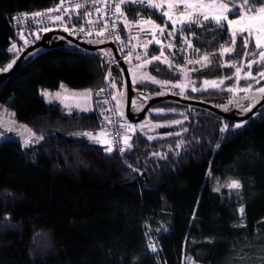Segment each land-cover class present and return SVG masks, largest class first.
I'll return each mask as SVG.
<instances>
[{
  "label": "trees",
  "instance_id": "trees-1",
  "mask_svg": "<svg viewBox=\"0 0 264 264\" xmlns=\"http://www.w3.org/2000/svg\"><path fill=\"white\" fill-rule=\"evenodd\" d=\"M58 1L0 0V68L17 60V53L8 51L13 43L20 49L19 56L27 49L15 34L13 16L44 11ZM130 16L168 23L162 41L171 38L167 34L171 24L157 9L131 11ZM135 29L122 25L117 33L127 50L138 52L143 60L145 50L136 44L146 43L151 36L144 34L143 40H136ZM176 36L177 49L187 46L182 36L192 40L189 59L209 54L211 64L202 70L206 75L188 72L198 89L205 78L233 76L234 68L219 66L225 61L248 71L247 60L258 57L252 41L249 55L244 56L240 35L235 50L221 55L222 47L231 46L226 23L219 30L214 24L192 27L191 32L185 26ZM55 37L46 42L48 47L28 54L10 77L0 80V112L13 111V121L44 136L30 147H23L21 140L0 143V264H257L255 258L264 250V105L242 130L228 135L219 128L228 123L231 130L234 121L198 106L159 102L137 127L146 119L164 125L179 119L183 124L156 127L153 133L137 129L131 151L108 154L103 146L73 133L107 130V106L102 93H96L107 85L111 95L124 93L126 102L120 78L115 80L116 89L109 86L111 77L105 79L109 68L112 77L119 70L125 85L123 71L110 48L86 51L73 44L60 47L54 43ZM159 49L153 42L148 55H159ZM164 50L168 55L175 51ZM187 59L188 55L180 58L177 53L173 63L186 64ZM147 69L159 80L175 82L167 65L153 62ZM251 70L255 75L258 66L254 64ZM176 75L184 80V75ZM233 83L234 79L226 80L225 86ZM239 83L244 86L246 81ZM61 84L69 90L91 89L93 110L68 114L62 106L47 103L41 90L57 91ZM260 86L264 80L254 91ZM135 89L151 95L164 90L151 82L137 83ZM186 92L187 99L210 105V101L224 103L231 98V93L214 89L191 92L189 88ZM157 107L165 111L153 112ZM181 127L187 131L176 136ZM0 133L7 134L6 138L12 134L1 127ZM149 135L156 139L148 140ZM180 140L189 147L177 148ZM153 152L166 153L168 160L153 157ZM231 179H239L243 185L238 202L213 191L218 181L226 184ZM241 206L245 209L242 218ZM150 228L157 232L158 255L148 248Z\"/></svg>",
  "mask_w": 264,
  "mask_h": 264
},
{
  "label": "snow or ice",
  "instance_id": "snow-or-ice-1",
  "mask_svg": "<svg viewBox=\"0 0 264 264\" xmlns=\"http://www.w3.org/2000/svg\"><path fill=\"white\" fill-rule=\"evenodd\" d=\"M106 2V0H105ZM134 3L135 0H132ZM141 3L144 2V0H140ZM261 6L259 8H256L255 4L249 5V0H242L240 5H236L235 0H231L232 7L229 6V3H226L225 0H147V3L154 9H163L165 6L167 7V11H163L161 14L164 18H166V21L170 22L171 24V31H168L169 37H174V32L179 28L180 32H183L185 30V26L188 27V30L191 32L192 25L195 24L197 28H204L208 24H214L216 26V29L219 30L222 28L226 22L227 28L230 30V41L231 46L222 47L220 49L221 55H226L232 53L235 48L236 44V37L239 34L242 37V47L245 50L244 56L247 57L249 53L247 52L248 46L250 41H254L255 48L259 50L258 57L259 59H248L247 60V68L248 71L244 73V80L246 81L244 86L240 85L241 80V72L242 67L237 66L235 62L233 61H225L224 63L220 64V67H229L234 68L235 72L233 76H218L216 79H203L201 88L195 87V84L190 79H187V73L188 72H196L200 75H206L202 70L207 68L211 64V60L209 59V54H204L199 56L198 59L192 60L187 59L186 64H174L173 61L177 58V53L180 54V58H185L186 54L189 49L193 48V42L190 39H187V37H181L182 41H186L187 46H180L177 49V45L174 43H168L167 45L164 44V41L157 38V32L163 36L165 34V31L169 28L168 23L159 24L156 23L153 19H138L135 21H126L125 22V28L128 27L129 23H134L140 31H147L148 34H150L151 39L147 40L146 43L140 45H136V47H142L145 51L143 53V61L141 64H138L137 67H144L148 65H152L153 62H160L164 65H167L169 69H171L175 75V82L171 79H164L159 80L156 76L148 75L147 77H142L139 83H143L144 79H148L151 81V83L160 85L162 89H165V91L157 92L156 95H165L166 91H171L174 88H178L180 91L177 93H174L176 95H184L185 92L190 88L191 92H197V91H208V89H214V90H220V91H226L228 93L233 94V98L229 100V104H235L236 107L240 108L243 113H248L252 111V108L260 101L264 100V86H260L255 88V95H249L253 91V82L257 85L260 84L261 80H264V67H259L260 65H264V0H259ZM93 3H95V0H93ZM124 3V0H120V3H117L115 5V11L116 13H120L121 15H124L121 11V4ZM65 0H60V3L56 5L55 7H50L45 10V12H33L30 15L39 18L37 23L43 24L45 17L48 21L55 23L60 22L61 27H63V30L65 32H68L70 34H76V25H72V27H69L67 23L64 22V15L63 14H55L52 15V13H70L72 10L69 8H64ZM82 7L81 4L77 3L75 5V9L79 10ZM239 8V11H235V18H230V14L234 12L235 9ZM97 13H100L101 9H96ZM25 15H29L25 13ZM85 15L90 16V12H86ZM194 17H202L203 23L196 19L194 20ZM87 24L92 25L94 22L89 19L86 21ZM115 24V22H113ZM145 26H148L147 29H145ZM108 27V21H103L102 27L95 32V35L98 39L95 40V43L103 44L104 39H102L105 36V32L107 31ZM52 31V28L49 26H44L42 28L37 29V31L34 33V40L29 41L24 35L23 32H21L20 36L21 39L24 41V45L27 46L30 43H34L35 40H39L41 38L40 34L47 33ZM78 32L84 33L85 37H92L93 36V30H88L85 32V28L83 24L78 29ZM247 35H244V34ZM192 35L195 36V32H192ZM117 40L120 39L119 36L116 37ZM92 42V41H90ZM131 41H129L130 43ZM155 43V45H159V55H148L147 49L149 45ZM165 47L168 49H174L175 51L171 52L169 55L165 54ZM9 52L17 53V57L19 58V52L20 49L17 47L15 43L11 45V47L8 49ZM199 49H196V52L199 53ZM214 55V53L212 54ZM171 56V59L169 58ZM132 57V52L129 51L125 59L130 62ZM135 59L137 61L141 60V55H136ZM16 63V60L13 59L10 63L6 65L5 68H0V72H7L10 69L13 68V65ZM258 66V71L254 75L252 72V66L253 65ZM186 65H193V67L188 68ZM199 66V67H196ZM159 72L158 68L154 69ZM177 73L182 74L186 77L185 80L179 79V75H176ZM111 77V83L110 88L116 89L117 85L115 83V80L117 78H120L121 80V87H125L123 84V77L121 75V72L118 70L115 77H112L111 68L108 69L107 75L105 76V79H109ZM235 80V83L225 86L226 80ZM138 81L135 78V74H133V79L131 81L132 84L137 83ZM61 87L63 85L61 84ZM88 93V96L85 97V99H91V89L85 90ZM105 89L101 88L99 92L96 93L97 96L100 95V93L104 92ZM243 92L245 95L243 97L237 98V94ZM41 95H43L46 100L49 103H52L53 100H58L60 102H63L64 100L69 99L68 96L63 95L60 92H56V94L53 96L47 91H42ZM119 95V99H117V96ZM148 96H144L143 99H148ZM124 99V93H113L112 94V100L116 101V108H117V116L124 120V123L121 124L119 127L124 129V132L121 134V139L118 143H114L112 139L108 138L109 133L105 132L103 128L99 130L97 134H94L93 132L84 131V132H78L73 133V136L79 137H85L90 141H94L96 143H99L103 146V151L105 153L111 154L118 148V152L120 154H124L125 151H131L133 148V144L131 143L133 136L137 132V125L134 123H129L127 119L125 118V112H124V104L122 103ZM241 100H250L251 104L248 107H244L240 101ZM103 103L107 104L108 101L105 100ZM137 110H140L143 105L142 103L139 105H134ZM75 107L79 109L80 111L87 112L91 109L88 107H82L80 104H76ZM65 108L69 110V114L71 112V106L65 104ZM170 111H175V109H169ZM225 110H227V106H225ZM104 111H111L110 109H105ZM153 112L159 114L163 113L165 109L163 107H157L152 109ZM103 115V112L101 113ZM187 117H185V120ZM104 121L108 125L113 124V120L109 116H104ZM249 121L247 119L240 120L238 122H232V129L229 130L228 123H223L222 127L219 128L220 133H227L228 135H235L237 130H242L246 124H248ZM183 121L179 119L170 120L167 122L166 125L164 124H158L156 127H164L168 125H182ZM140 129L143 130L144 127H146L145 124L139 125ZM8 132L15 131L18 135L22 136V146L23 147H30L34 143H38L40 141L44 140L43 135H37L35 132L32 131L31 128H29L27 125L24 126H17L14 121L9 122L7 126ZM187 129L181 127V132L175 133L176 136H180L182 132H186ZM117 132L119 133V129H117ZM3 133H0V138L3 137ZM166 135H173L172 133H167ZM224 138L223 136L221 137ZM148 140H154L156 139L155 136H147ZM187 148L189 147L188 144L185 143V141L180 140L177 142L176 147ZM220 148V144H216V149L218 150ZM153 157H158L161 160H168V155L166 153H160V152H153L151 153ZM179 155V153H177ZM126 166L128 168H131L132 166L127 164L126 161H124ZM133 171H138V169H133ZM227 189L229 191L235 190L237 193L242 189L243 185L240 182L239 179H231L229 183L226 185ZM213 191L220 192L221 191V183L218 181L217 186L213 188ZM245 209L243 206L239 208V214L242 218L244 216ZM241 226H245L241 224ZM147 235V233H146ZM148 248L151 250L152 253H157L158 249L155 243L149 244Z\"/></svg>",
  "mask_w": 264,
  "mask_h": 264
},
{
  "label": "built area",
  "instance_id": "built-area-1",
  "mask_svg": "<svg viewBox=\"0 0 264 264\" xmlns=\"http://www.w3.org/2000/svg\"><path fill=\"white\" fill-rule=\"evenodd\" d=\"M60 3V0L53 5L52 7H55ZM79 3L82 5V7L79 10L75 9V5ZM117 3H120V0H95V3H93V0H65L64 8H69L72 11L70 13H52V15L55 14H63L64 15V22L68 24L69 27H72V25H76V34H70L68 32H65L63 30V27H61L60 22L52 23L47 20L45 17L44 23L40 24L37 23L39 18H35L31 16L30 14L33 12H18L16 13L12 18L13 28L15 30V34L19 41L22 43L23 47L29 48L33 45H35L39 40L42 38V36L50 33V32H61L68 37L81 40V39H98L95 35V32L98 31L102 25L103 21H108V27L107 31L105 32V36L102 38L104 41L111 42L117 52V55L119 56V60H126L125 57L129 53L127 48L124 46L123 42L121 41V38L119 40L116 39L118 36V29L120 26L125 25L126 21H135L141 18L146 19L145 17L138 16L137 19H133L130 14L131 11H140L142 9L146 8H152L149 4L143 2L141 3L140 0H135L133 3L132 0H124V3L121 4V11L124 13V15H121L120 13H116L115 11V5ZM100 8V13H97L96 9ZM154 9V8H153ZM158 13L161 14L163 11H167L168 9L164 7L163 9H157ZM40 12H45L40 11ZM86 12H90L91 15L87 16L85 15ZM25 13L29 15H25ZM162 15V14H161ZM91 19L94 23L92 25H89L86 23L87 20ZM194 20L199 19L203 23L202 17H194ZM115 22V24H113ZM83 24L85 28V32L88 30H93V36L92 37H85L84 33L78 32L79 27ZM135 25L134 23H129L128 26ZM44 26H49L52 28V31L47 33H41V38L39 40H35L34 43H30L29 45L25 46L24 41L21 39V32H23V35L31 42L34 40V33L37 31V29L42 28ZM192 27H196L195 24L192 25ZM197 28V27H196ZM164 35L161 36L157 32V38L163 39ZM119 60H116V63L119 62ZM105 89L104 92H102L103 100H107L108 103L106 104L107 109H110L111 111H107V116H109L113 120L112 125H107V131L110 135V139L114 141V143H118L121 139V134L124 132L123 128H120L119 126L124 123V121L117 116V108L116 103L114 100H112V95L110 93L109 87L105 85L103 87ZM117 129H119V133L117 132ZM118 151V148L117 150Z\"/></svg>",
  "mask_w": 264,
  "mask_h": 264
},
{
  "label": "rangeland",
  "instance_id": "rangeland-1",
  "mask_svg": "<svg viewBox=\"0 0 264 264\" xmlns=\"http://www.w3.org/2000/svg\"><path fill=\"white\" fill-rule=\"evenodd\" d=\"M145 3H147V0H144ZM226 3H229V6L232 7V4H231V0H225ZM242 2V0H235V3L236 5H240ZM148 4V3H147ZM252 4H255L256 8H259V0H249V5H252ZM166 7V6H165ZM167 8V7H166ZM235 11H239V8L237 7V9L234 10V12L232 14H230V18H235V17H232L233 15H235ZM226 23V22H225ZM131 27L133 28H137L135 29L136 31V36H133L136 38V40H143V35H150L148 34L147 31H140V29L136 26V25H132ZM148 26H145V29H147ZM138 31V32H137ZM178 33H181L179 31V28H177V30L174 32V37L176 38V34ZM239 35V34H238ZM237 35V36H238ZM244 35H247L246 33ZM131 36V34H130ZM175 38L171 37L170 39H167L166 42H164L165 45H167L168 43H174ZM82 42L84 43H91V45H99L98 43H95V39H81ZM92 41V42H90ZM47 43L49 42L48 40L46 41ZM251 42V41H250ZM254 43V41H252ZM54 43L56 44V46H60V47H63V46H69L71 45V43L66 40L65 38H63L62 36H56L54 38ZM137 45V44H136ZM255 45V43H254ZM170 50H174V49H170ZM258 50V49H257ZM132 52V57H131V61L128 62L127 60L126 61V64L128 66V69H129V72H130V77H131V81L133 79V74H135V78L136 80L138 81L137 83H139V81L141 80L142 77H147L148 75H151V73L148 71L147 67L148 66H144V67H137L138 64H141L143 60H140V61H137L135 59L136 55H138V52H133V50H130ZM106 53V52H105ZM166 54V53H165ZM192 52H191V49L188 50L187 54L188 55V59L190 58L189 56H191ZM168 55V54H166ZM196 59H198L196 57ZM256 59H259V57H257ZM194 60V59H193ZM115 65V64H114ZM119 66V65H118ZM193 66V65H192ZM120 67V66H119ZM247 70L243 69L242 68V72H241V80H244V73L246 72ZM125 79V78H124ZM186 79V77L184 76V80ZM187 79H189L188 77V73H187ZM191 80V79H190ZM240 80V81H241ZM144 82H151L150 80L148 79H144ZM137 83L135 84H132V85H136ZM256 84L253 83V91L252 93H250L249 95H255L256 93H254V86ZM125 89H126V82H125ZM178 89V88H177ZM69 90V89H68ZM208 90H211V89H208ZM42 91H47L49 92L50 94H52L53 96L56 94L55 91H52V90H49V89H42ZM165 91V89L163 90ZM180 90H171V91H166V94L165 95H170V94H174V93H177L179 92ZM60 93H62L63 95H66L69 97V99L67 100H64L63 102H60L58 100H53V101H58L61 103V105L65 108V104L71 106V111L72 110H75V111H80L79 109H77L75 107L76 104H80L82 107H88L89 108V104H90V99H85V97L88 96V93L85 91V90H69L67 92H63L61 91ZM93 92L91 91V94ZM165 95H156L153 94H145V93H139L136 89L133 91V101H132V108H131V113L133 115V117H138L139 116V112L140 110H137V108L134 106V105H139L142 103V105L145 106V103H147L150 99L154 100L156 98H160L162 96H165ZM231 98L229 99H232L233 98V94L231 93ZM245 95V93L243 92H240L237 94V98L239 97H243ZM144 96H148L149 98L148 99H143ZM42 97H44L42 95ZM179 97H181L182 99H187L188 98V95H187V92H185V94L182 96V95H179ZM45 98V97H44ZM120 97L117 96V99H119ZM46 99V98H45ZM151 100V101H152ZM47 101V100H46ZM261 101V100H260ZM259 101V102H260ZM48 102V101H47ZM258 102V103H259ZM124 104V99H123V102ZM211 105L218 108L219 110L223 111V112H226L232 116H244L246 115L247 113H243L241 111L240 108L236 107V105L233 103V104H229V101L228 102H224V103H220V102H215V101H210ZM240 103L244 106V107H248L250 104H251V101L250 100H241ZM257 103V104H258ZM256 104V105H257ZM255 105V106H256ZM143 106V108H144ZM225 106H227V110H225ZM142 108V109H143ZM66 109V108H65ZM147 114V113H146ZM0 115L1 117H4L6 119H9V120H15L16 116H15V113L11 110H6L4 112H0ZM141 123V122H140ZM5 124V123H3ZM3 124H0V127L1 128H6V131H7V126L3 125ZM142 124H145L146 127L143 128L142 131H148L149 132H154V130L156 129V125H158V123H151L148 121V119H146ZM7 125V124H6ZM141 125V124H140ZM137 129H140V127L138 126ZM141 130V129H140ZM105 132L108 133V131L104 130ZM11 136H19L15 131L11 132ZM98 133V132H97ZM97 133H94V134H97ZM6 135H3L2 138H0V141L1 140H4L6 138ZM9 137V136H7ZM108 138L110 139V135H108ZM88 142L92 143V144H96V145H100L99 143H96L94 141H90L87 139ZM102 146V145H100ZM227 183L226 184H221V191L219 192L220 194H222L226 199L228 200H231L233 202H238V199H239V196L241 194V190L237 193L235 190H232V191H229L226 187ZM157 232L156 230H154L153 228H150L148 230V240H149V244H152V243H155L156 246H157V253H154L156 255H158L160 253V249H159V245H158V242H157ZM42 246V245H41ZM40 246V247H41ZM43 247V246H42ZM246 256V255H244ZM258 256L259 257H256L255 258V261H257V264H264V250H262L261 253H258ZM260 262V263H259ZM253 264V262H252ZM255 264V263H254Z\"/></svg>",
  "mask_w": 264,
  "mask_h": 264
},
{
  "label": "water",
  "instance_id": "water-1",
  "mask_svg": "<svg viewBox=\"0 0 264 264\" xmlns=\"http://www.w3.org/2000/svg\"><path fill=\"white\" fill-rule=\"evenodd\" d=\"M54 36H62L63 38L68 40L71 44L76 45V46H78V47H80L86 51H97V50H103V49L110 48L113 51L115 60H117V61L119 60V56L117 55L116 49L111 42L104 41L103 44L91 45V44L84 43L81 40H77V39L68 37L67 35H65L61 32H50V33L42 36V38L39 40V42H37L35 45L25 49L21 53L19 58H17L16 63L14 64V67L12 68V70L6 74L0 75V80L7 79L8 77H10L19 68V66L22 63V60L28 54H30L36 50H39L41 48L48 47L46 41L48 40L49 42H51ZM118 65L120 66V68L123 71L125 82H126V102L124 101V112H125V118L127 119V121L129 123L136 124V123L141 122L144 119L148 110L151 108V106H153L159 102H164V101H176V102H180V103H184V104H188V105L198 106L200 108L207 109V110L221 116L222 118H224L226 120H230V121H234V122H238L240 120H245V119L248 120L257 112V110L261 106L264 105V100H261L256 106H254L252 108L251 112H248L244 116L238 117V116H232L226 112H223V111L219 110L218 108H216V107H214L208 103L189 100V99H182V98H180L178 96H174V95H165V96H162L160 98H156V99L150 101L148 104H146V106L143 108L141 114L138 117H133V115L131 113L132 101H133V85L131 83L130 72H129V69H128V66H127L125 60H119ZM12 121L13 120H9V119H6V118L0 116V122H2V123L9 124V122H12ZM14 122L16 123L17 126H21V127L23 126L16 121H14ZM9 140H21L22 141L23 138L20 135L19 136H11V137L5 138L4 140H1L0 143H4V142L9 141Z\"/></svg>",
  "mask_w": 264,
  "mask_h": 264
},
{
  "label": "crops",
  "instance_id": "crops-1",
  "mask_svg": "<svg viewBox=\"0 0 264 264\" xmlns=\"http://www.w3.org/2000/svg\"><path fill=\"white\" fill-rule=\"evenodd\" d=\"M61 91H63V92H67V91H69V90H68L67 88H65V87H61L59 90H57V91H55V92H61ZM43 98H44V97H43ZM44 100L46 101L45 98H44ZM46 102H47V101H46ZM47 103H49V102H47ZM49 104H58V105L62 106L61 103L58 102V101H53L52 103H49ZM62 107H63V106H62ZM63 108H64V107H63ZM89 108H90L91 110H90V111H87V112L72 110V111L70 112V114H71V113H74V112H80V113H88V112H91V111L93 110V108H94V96H93V93L91 94V99H90ZM64 110H65L66 113L69 114V110H68V109H65V108H64ZM106 131H107V130H106Z\"/></svg>",
  "mask_w": 264,
  "mask_h": 264
}]
</instances>
